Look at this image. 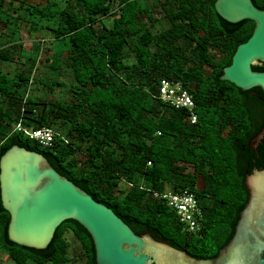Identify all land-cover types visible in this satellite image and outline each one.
<instances>
[{
  "label": "trees",
  "instance_id": "obj_1",
  "mask_svg": "<svg viewBox=\"0 0 264 264\" xmlns=\"http://www.w3.org/2000/svg\"><path fill=\"white\" fill-rule=\"evenodd\" d=\"M215 1L10 0L7 12L28 38L12 39L10 18L0 26V157L14 144L42 153L137 234L149 232L194 257L218 255L244 204L235 147L252 115L241 94L264 91L220 78L255 23L225 20ZM253 2L264 8V0ZM13 63L14 70L3 69ZM262 64L253 69L264 71ZM162 78L191 93L195 122L188 110L158 98ZM19 121L51 128L52 143L13 130ZM167 187L196 193L199 231H188L155 196ZM9 221L0 198V256L18 264H96L91 235L76 220L62 222L44 249L10 240Z\"/></svg>",
  "mask_w": 264,
  "mask_h": 264
},
{
  "label": "water",
  "instance_id": "obj_2",
  "mask_svg": "<svg viewBox=\"0 0 264 264\" xmlns=\"http://www.w3.org/2000/svg\"><path fill=\"white\" fill-rule=\"evenodd\" d=\"M214 6L229 22L255 23L220 78L243 90L260 87L264 91V71L253 69L264 63V8L253 0H216ZM248 179L254 193L243 210L245 217L253 207L264 206L263 177ZM0 198L10 214L9 239L20 245L44 249L57 227L73 219L91 235L96 264H264V240L249 233L244 224L213 258L193 257L149 232L137 234L111 207L59 173L46 156L18 144L0 157ZM259 222L264 224V219Z\"/></svg>",
  "mask_w": 264,
  "mask_h": 264
},
{
  "label": "flooded vegetation",
  "instance_id": "obj_3",
  "mask_svg": "<svg viewBox=\"0 0 264 264\" xmlns=\"http://www.w3.org/2000/svg\"><path fill=\"white\" fill-rule=\"evenodd\" d=\"M241 97L244 99L246 107L251 112L252 119L249 124L242 125L237 132L239 136H242L237 141L235 147L238 169L235 176L237 179L236 184H240L241 179L244 178L245 188H241L240 192V197L244 200V204L238 216L235 218L234 229L230 239L237 233L238 226L244 224L247 226L249 233H253L264 240V224H259V220H261V218L264 219V206L253 207L250 213L247 214L249 217H245L242 214L243 210L249 207L248 205L253 199L254 193L252 192V186L248 177L260 174L264 182V94L247 91L241 94ZM262 256H264V253H262ZM258 257L259 256L256 255L255 258L257 259Z\"/></svg>",
  "mask_w": 264,
  "mask_h": 264
},
{
  "label": "built area",
  "instance_id": "obj_4",
  "mask_svg": "<svg viewBox=\"0 0 264 264\" xmlns=\"http://www.w3.org/2000/svg\"><path fill=\"white\" fill-rule=\"evenodd\" d=\"M158 98L175 108L188 110L189 119L192 122L196 121L194 99L181 81L162 78L159 82ZM13 130L43 145H50L54 137V131L49 127L31 129L21 121L15 125ZM155 196L164 199L166 204L177 212L180 221L184 223L188 231L196 232L201 229L203 211L196 193L190 188L175 190L167 187L165 190L155 192Z\"/></svg>",
  "mask_w": 264,
  "mask_h": 264
},
{
  "label": "rangeland",
  "instance_id": "obj_5",
  "mask_svg": "<svg viewBox=\"0 0 264 264\" xmlns=\"http://www.w3.org/2000/svg\"><path fill=\"white\" fill-rule=\"evenodd\" d=\"M41 1H43V0H41ZM8 2H10V0L8 1V0H6V2H5V5H3V6H0V10H1V14H0V26L1 25H4V22H6V19L7 18H10L11 19V15H9V13L7 12V8L6 7H8L9 6V4H8ZM13 3V2H12ZM6 8V9H5ZM11 24L8 26V27H11L12 29H9V31H13V38L12 39H15L16 40V42H18V40L19 39H24V40H26L28 37V35H27V33H24V32H21L16 26H15V23H14V19L12 18L11 19ZM42 32H45V31H42ZM19 38V39H18ZM46 38H48V37H46ZM48 39H50V38H48ZM24 46L27 48L28 47V43H27V45L26 44H24ZM24 47V48H25ZM18 48V47H17ZM29 51L30 50H26V51H24V53L25 54H28L29 53ZM44 52V51H43ZM47 53H48V55H49V52H46V56H47ZM16 67V64H11V65H7L6 67L4 66V68L3 69H5V70H8V69H13L14 70V68ZM12 71V70H11ZM65 71V70H64ZM67 74V72L65 71V72H63V74H62V76H61V80L60 81H62L63 82V84L61 85V89H62V91H64V90H66L65 92H67V90H69V88H70V80L65 76ZM51 78H55V76H53V77H51ZM38 85H33L32 87H33V91H32V93L33 92H35L34 91V89H35V87H37ZM38 92H41V90L40 91H38ZM64 237H65V239H66V242H67V244L72 248V247H76L78 244H77V239H76V237L71 233V232H66L65 234H64ZM77 258V260L79 259L78 257H76ZM82 263V261H80V262H78L77 264H81ZM0 264H18V263H16L13 259H11L7 254H5L4 252H2V254H1V256H0ZM27 264H36V263H34V262H28Z\"/></svg>",
  "mask_w": 264,
  "mask_h": 264
},
{
  "label": "crops",
  "instance_id": "obj_6",
  "mask_svg": "<svg viewBox=\"0 0 264 264\" xmlns=\"http://www.w3.org/2000/svg\"><path fill=\"white\" fill-rule=\"evenodd\" d=\"M29 40H31V42H32V38H30ZM29 44H31V43H29Z\"/></svg>",
  "mask_w": 264,
  "mask_h": 264
}]
</instances>
